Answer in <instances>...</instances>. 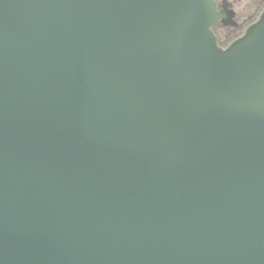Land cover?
<instances>
[{"label":"water","instance_id":"1","mask_svg":"<svg viewBox=\"0 0 264 264\" xmlns=\"http://www.w3.org/2000/svg\"><path fill=\"white\" fill-rule=\"evenodd\" d=\"M0 0V264H264V10Z\"/></svg>","mask_w":264,"mask_h":264},{"label":"rangeland","instance_id":"2","mask_svg":"<svg viewBox=\"0 0 264 264\" xmlns=\"http://www.w3.org/2000/svg\"><path fill=\"white\" fill-rule=\"evenodd\" d=\"M236 2L238 3L236 9L239 13L240 22H243L248 15H251V18L242 30H225L221 27L217 28V32L222 36L221 43L224 46L230 44L233 39L243 33L249 23L257 20L264 10V0H236ZM243 6H247L248 10H244Z\"/></svg>","mask_w":264,"mask_h":264},{"label":"flooded vegetation","instance_id":"3","mask_svg":"<svg viewBox=\"0 0 264 264\" xmlns=\"http://www.w3.org/2000/svg\"><path fill=\"white\" fill-rule=\"evenodd\" d=\"M217 1V3H218V6H219V9H223L224 8V6H226V8L227 9H233L234 10V12H235V17H234V21H235V23H236V25H234V26H225V25H223V23L222 22H219V23H217L216 25H214V27H213V30H214V32H215V34H216V36H217V38H218V42H219V44L222 46V47H226V46H224V45H222V43H221V38H222V36L217 32V28H219V27H221V28H223V29H225V30H242L243 28H244V26L247 24V22L250 20V18H251V15H248V17L243 21V22H240V17H239V13H238V11H237V2H236V0H216ZM243 8H244V10H248V7L247 6H243ZM244 15V14H243ZM256 21V20H255ZM254 21V22H255ZM253 23V22H252ZM252 23H249V25H251ZM248 25V26H249ZM248 26L245 28V30H244V32L243 33H241L239 36H237L236 38H238V37H240L241 35H243L244 33H245V31H246V29L248 28ZM235 38V39H236ZM235 39H233V40H235ZM229 45V44H228Z\"/></svg>","mask_w":264,"mask_h":264}]
</instances>
